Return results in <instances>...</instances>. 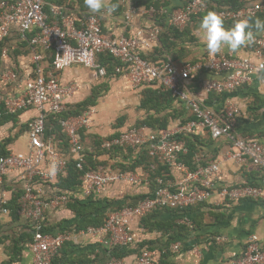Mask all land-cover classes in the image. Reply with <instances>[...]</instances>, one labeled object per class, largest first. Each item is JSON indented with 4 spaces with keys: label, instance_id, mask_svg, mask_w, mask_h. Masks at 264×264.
<instances>
[{
    "label": "built area",
    "instance_id": "1",
    "mask_svg": "<svg viewBox=\"0 0 264 264\" xmlns=\"http://www.w3.org/2000/svg\"><path fill=\"white\" fill-rule=\"evenodd\" d=\"M130 10L126 16L128 23H131L134 13V9ZM207 10L208 4L204 0H188L186 5L168 14L169 26L181 31L193 16ZM263 10L264 5L258 3L238 10L221 11L219 14L224 22L234 24L243 19L250 21ZM50 13L55 17L52 18L47 13L45 0L0 2V45L8 37L11 26H17L23 37L31 31L34 32L29 39V47L33 50V60L37 63L36 75L26 82L21 96L4 100L7 114L14 115L30 107L38 112L37 118L29 125V153L26 156L9 154L0 157V182L14 170H21L23 173L21 178L25 189L19 201V209L34 225L35 234L31 245L33 264H52L72 237V233L67 231L44 233L49 207L54 203L65 205L69 201L66 196H54L45 200L41 191L34 188L36 179L46 182L53 176L67 175L71 160L82 173L80 180L86 197L100 194L115 183L135 185L148 178L143 173L113 169L106 165H99L95 170L85 172L86 154L81 131L88 129L93 123L94 109L60 120L59 124L67 137L70 158L45 137L47 116L63 114L66 111L65 102L73 93V87L60 84L59 74L78 64L95 71L100 77H105L107 71L98 60L102 54H109L120 63L115 73L124 75L134 88L158 83L169 91L172 97L186 103L195 119L177 128L160 132L146 128H130L101 142L100 148L106 152L115 148L145 150L147 156L158 165L174 168L182 176V182L179 189H175L160 179L153 194L137 201L134 206L108 214L101 227L89 228L81 232L82 234L98 238L105 248L112 250L130 246L134 242L132 224L155 210L182 211L206 203L215 195L218 196L219 203L244 200L264 203V180L258 186L227 187L220 183L222 174L219 162H210L191 171L180 161V157L188 153L186 136L202 130L208 132L213 139H231L239 117L237 106L231 102H227L220 112H216L205 107L203 99L192 96L188 90L192 77L204 72L217 76L203 82L202 88L206 95H222L243 88L251 83V74L254 71L264 70V38L255 40L253 57L211 56L197 62H189L178 69L170 63H154L142 57L140 52L150 49L157 41V31L150 33L148 37H145L143 32H139L135 37H115L102 31V22L98 16H87L84 25L77 27L74 19L64 17L59 8L52 7ZM38 50L46 54L43 56ZM47 54L51 55L52 60L45 69L40 63L46 59ZM2 55L6 57L7 52L3 51ZM255 59L259 62H255ZM8 77L14 80L16 75L10 73ZM1 117L0 112V119ZM231 141L233 148L226 154L228 159L241 165L251 162L264 170V143L239 137ZM44 164L51 167L49 171L42 169ZM6 198V195L0 194V212L4 214L9 212V200ZM182 222L192 228L189 220L183 219ZM216 241L225 242L226 239L218 237ZM181 248L179 241L169 246L173 253L179 252ZM194 253L200 257V248L195 246ZM158 259L159 250H144L132 264H157ZM105 264L125 263L124 259L111 258ZM236 264H264V250L257 236L249 237L247 247Z\"/></svg>",
    "mask_w": 264,
    "mask_h": 264
},
{
    "label": "crops",
    "instance_id": "2",
    "mask_svg": "<svg viewBox=\"0 0 264 264\" xmlns=\"http://www.w3.org/2000/svg\"><path fill=\"white\" fill-rule=\"evenodd\" d=\"M2 1L5 0H0ZM244 2L245 6L258 3L264 5V0H244ZM45 3L46 11L52 18L55 16L50 13L51 8H59L64 17L74 19L77 27L84 25L87 16H98L102 22V31L115 37L124 35L135 37L139 32H143L145 37H148L150 33L157 31V41L150 49L141 51V55L154 59L155 63L167 61L178 69L191 61L211 56L253 57L255 40L264 38V32L261 31L260 37H255L251 44L242 46L236 52L225 49L216 55H209L204 50V45L194 35L201 22L200 19H196L188 27L189 34L180 41H174L175 49H172V54L161 53L158 50L161 48L159 37H164L170 28L167 16L181 8L184 5L183 0H132L131 2L104 0L105 7L99 13L90 12L85 0H45ZM155 6L159 8L158 11L154 9ZM130 9H134V13L131 23H128L126 16ZM32 35H34L33 31L23 37L17 26H11L8 37L0 45V108L4 111L0 119V155L6 153L26 156L29 153V125L37 118L38 112L30 107L14 115L7 114L4 100L21 96L26 88V82L36 75L37 63L33 60V50L29 47V39ZM187 38H193V41H187ZM3 51L7 52L6 57L2 55ZM38 52L43 56L46 54L41 50ZM98 60L100 63V58ZM255 62L259 61L255 59ZM49 63H51V55L47 54L40 65L47 69ZM10 73L16 75L14 80L8 77ZM210 79H213L212 76L206 73L193 76L188 84L192 96L203 99V105L216 112H220L227 102L233 103L238 108L239 117L231 139L239 137L264 143V70L254 71L251 74L250 84L222 95H206L203 92V82ZM194 80L197 84L193 83ZM59 81L63 86L73 87L72 95L65 102L66 113L77 112L86 106L87 110L95 111L91 126L81 131V140L90 153L93 152L96 142H102L126 131L148 116L146 110L141 108L142 93L147 87L134 88L122 74L110 71L105 77H100L95 71L75 64L59 74ZM150 86L157 90L161 87L158 83ZM196 88L198 93H195ZM176 111H178L177 118L170 120L168 129L177 128L184 120L193 116L186 103L178 100L174 101L172 108L165 114ZM120 119L122 123L118 122ZM195 134H199L202 139V144L199 146L201 161L206 164L220 163L222 185L239 187L264 180V170L251 162L241 165L227 158L226 154L233 148L230 138L213 139L208 132L202 130H197ZM46 139L50 140L55 148L64 152L63 145L57 140ZM64 153L68 154L69 151ZM142 155L144 153L141 150L120 151L115 156L99 152L97 158L99 162L113 169L131 170V166ZM67 156L69 157V154ZM50 168L48 164L42 165L43 170L49 171ZM134 170L131 171L146 174L147 180L135 185L115 183L92 197L84 195L82 186L74 192L60 189L59 179L67 175L53 176L46 182L36 179L34 188L41 191L42 198L49 200L54 196H66L69 201L65 205L52 204L45 218V225L54 230L53 232L72 233L71 240L65 243L56 264H105L111 260V250L105 248L98 238L82 234L81 232L85 230H77V225L82 220L76 208H82L88 200L106 205L107 202H124L129 198L149 194L150 172L142 166H137ZM22 174L21 170H14L4 176L0 182V194L6 195V199L9 200V212L6 214L0 212V264H33L31 245L35 234L34 225L21 214L19 209V201L25 189ZM170 174L171 179L167 177L168 175L165 177L168 178L167 182L175 189H179L182 176L174 168H170ZM135 203L137 204V201ZM184 219L189 220L195 229L187 236L177 238L182 248L177 253L170 251L165 258L166 264H236L243 255L251 235L258 237L259 244L264 250V203L252 200L219 203V198L215 195L203 205L194 208ZM182 221L183 219H173L168 212H162L153 219V224L158 226L156 228L150 229L149 226L142 224V220L135 221L131 226L134 242L130 247L128 246L129 251L132 252H128L127 256L122 258L124 263L132 264L138 256V248L142 245L145 248L153 246L157 249L166 244L172 232H166L160 227L166 226L169 230L167 227L172 224L185 225ZM218 237H223L226 241L217 242ZM195 246L201 250L200 257L194 253ZM123 253H127L126 250ZM162 254L159 250V259Z\"/></svg>",
    "mask_w": 264,
    "mask_h": 264
},
{
    "label": "trees",
    "instance_id": "3",
    "mask_svg": "<svg viewBox=\"0 0 264 264\" xmlns=\"http://www.w3.org/2000/svg\"><path fill=\"white\" fill-rule=\"evenodd\" d=\"M184 1V5H186L188 0H183ZM207 4H208V10L205 13L193 16L191 21L188 23V25L186 26V28L184 30H177L173 27H170L168 29V32L165 34L164 37H159V41H160V45L161 48L158 49L161 53H168V54H172L173 51L172 49H175V43L174 41H180L184 38V36H186V34H189V30L188 27L191 23H193V21H195L196 19H200L202 20V17L208 12V11H215L217 13L221 12V11H226V10H238L241 8L246 7L245 6V2L244 0H204ZM183 5V6H184ZM182 6V7H183ZM167 7V6H164ZM156 11H158V7L155 6L154 8ZM163 18V17H161ZM256 19H260L262 22H264V10L259 12L254 18H252L250 20V23H252L253 25V32L255 33V37H260L259 33L261 31L256 30L254 27L255 24V20ZM233 26V24L231 22H224V27L226 29H230ZM193 41V38H187V41ZM145 60H148L150 62H154V59L151 60L150 58H148L147 56H142ZM100 58V63L102 64L101 66L104 67L106 69V71L110 72L113 71L115 72L116 68L120 66V63L113 58L112 56H110L109 54H102L99 56ZM52 60V59H51ZM202 60V59H201ZM199 60H194L191 62H197ZM155 63V62H154ZM163 63H168L167 61H164ZM107 72V73H108ZM208 74L210 76H212V78H217L216 75L209 73V72H204V74ZM198 80V79H196ZM194 84H197L196 81H193ZM195 86V85H194ZM147 87L142 95H143V99L141 102V108L146 110L148 116L146 117V119L144 120H140L137 122V124L132 127V128H146L148 130L154 131V132H160L163 130H167L168 129V125L171 119H175L177 118V113L178 111L172 113V114H165V112L172 108L174 101L178 100L174 97H172L171 93L165 89H163L162 87H160L158 90L154 89L153 86L147 85L145 86ZM198 88V85H197ZM197 88L195 90V93H198ZM226 94V93H225ZM214 96V95H213ZM179 102H182L180 100H178ZM87 106L86 107H82L81 109H79L77 112H70V113H66L64 112L61 115H52L49 114L46 118V138H52L57 140L60 145H63L64 152H68V143H67V137L63 131V129L61 128L60 120L66 119L69 116H78L80 115L83 111L87 110ZM0 112H2V115L4 114L3 108H0ZM180 116V115H179ZM194 116H192L191 118H188L186 120H184L181 125L187 124L188 122L194 120ZM123 120V119H122ZM120 123L121 119L118 121ZM120 133L114 135L117 136ZM112 136V137H114ZM185 141H186V146L188 149V153L184 156L180 157V161H182L191 171H194L196 169H198L200 166H205L206 163H203L201 161V157H200V148L199 146L202 144V139L200 137L199 134H190L188 136L185 137ZM83 146H84V152L86 154V166L84 168L85 172L89 171V170H95L99 165H104L101 162L98 161L97 155L100 153H107V154H111V156H115L116 154H118V152L120 151H131V149H124V148H115L110 152H104L100 149V145H101V141H98L95 143V148H93V152L90 153L88 152L87 147L85 146V144L82 142ZM144 155H142L140 157V159L133 165L131 166V170H134L135 167L137 166H142L145 169H147V171L150 172V186H151V192L147 195H142L136 198H129L127 201L124 202H107L106 205L102 204V203H94L91 202V200H88V202L81 207H78V204H76L78 208H76V212L78 213L80 220H82L81 223H79V225H77V230H87L89 227L90 228H98L101 227L108 214L110 213H114L117 212L119 210H122L123 208L129 206H134L136 203V201H140L142 199H144L147 196H150L151 194H153V192L157 189L158 187V181L161 179L164 182H167V179L170 178L171 174H170V169L168 167H164L161 165H158L157 163H155L154 161H152L148 156L145 150H141ZM8 154H2L1 156H6ZM68 173L67 176L65 178H60L59 179V188L66 190L68 192H74L77 191L78 188H80L82 186V182L80 180V177L82 176V173L77 169L76 167V163L72 160L70 161L69 165H68ZM131 170H123V171H131ZM135 171V170H134ZM166 175H168V178H165ZM171 179V178H170ZM260 183H248L245 185H249V186H258ZM203 205V203L201 204ZM200 206V205H198ZM190 207L187 208L185 210L182 211H178V210H171V209H161V210H155L152 213L148 214L145 218L142 219V224L145 226H149V228H156L158 226L153 224V219L158 216L160 213L162 212H168L172 215L173 219H184L186 217V215L188 213H191L194 208L198 207ZM174 223V221H173ZM169 228V230L166 229V226H161L160 229H163L166 232L171 231L172 232V236L171 238L166 241V244H163L160 247H157V249H159L163 254L161 256V258L159 259V261L157 262V264H166L165 258L167 257V255L170 254V249L169 246L174 243V242H178V237H182V236H187L190 232H192L195 228H190L187 225H183V224H172L171 226L167 227ZM54 230H52L51 228H49L48 226L45 227L44 229V233L46 234H56L55 232H53ZM59 233V232H58ZM130 247V246H129ZM129 247H117L111 250V258H117V259H122L125 256H127L128 252H132L129 251L130 248ZM64 248V247H63ZM152 249H156V247L153 246H147L146 248L142 245L140 248H138L137 253L140 254L141 252H143L144 250H152ZM126 250L127 253H123ZM63 249L61 250L60 254L56 257V259H54L52 261V264H56V260L58 259V257L61 255Z\"/></svg>",
    "mask_w": 264,
    "mask_h": 264
},
{
    "label": "clouds",
    "instance_id": "4",
    "mask_svg": "<svg viewBox=\"0 0 264 264\" xmlns=\"http://www.w3.org/2000/svg\"><path fill=\"white\" fill-rule=\"evenodd\" d=\"M85 5L92 13H99L105 7L104 0H85ZM254 27L264 32V22L260 19L255 20ZM252 28V23L248 19H243L236 21L230 29H226L222 15L208 11L202 17L194 35L204 45V50L209 55H216L225 49L236 52L242 46L251 44L255 40Z\"/></svg>",
    "mask_w": 264,
    "mask_h": 264
}]
</instances>
